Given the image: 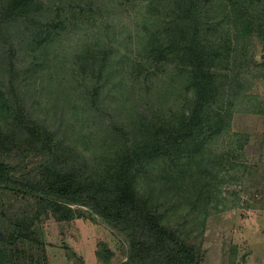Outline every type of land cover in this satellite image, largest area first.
I'll return each mask as SVG.
<instances>
[{
    "label": "trees",
    "instance_id": "trees-1",
    "mask_svg": "<svg viewBox=\"0 0 264 264\" xmlns=\"http://www.w3.org/2000/svg\"><path fill=\"white\" fill-rule=\"evenodd\" d=\"M260 50L264 0H0V264H49L38 222L87 212L128 241L120 264H202L224 186L257 174L233 124L264 82ZM61 55L58 98L91 118L58 134L23 84Z\"/></svg>",
    "mask_w": 264,
    "mask_h": 264
},
{
    "label": "rangeland",
    "instance_id": "rangeland-1",
    "mask_svg": "<svg viewBox=\"0 0 264 264\" xmlns=\"http://www.w3.org/2000/svg\"><path fill=\"white\" fill-rule=\"evenodd\" d=\"M74 37L68 35L65 41H70V46H74L77 42ZM256 52L255 61L264 62V52ZM72 60L61 55L59 60L46 66L47 71H52L51 78L34 82L35 76H31L30 84H23L26 109L32 116H40L42 121L45 118L44 123L58 134L71 130L68 125L80 126L76 119L91 118L83 112L85 104L79 100L80 96L75 99L76 104L70 100V105H66L55 90L57 81L54 82V78L70 75ZM261 80L253 85L251 91L257 99L240 106L233 124V133L249 140L245 149V163L253 166L257 174L254 178L249 175V181L243 179L240 183L224 186L220 197L223 202L208 218L202 264H264V177L260 174L264 169V82ZM109 107L113 115L101 109L94 111L97 116L92 120L100 121L103 115H117V109ZM254 108L256 112H253ZM225 145L220 144V148ZM242 172L243 169L238 166L235 174ZM38 224L41 225L49 264H106L97 256V250L103 247L100 246L102 242L114 252L110 264H120L127 259L129 243L126 238L90 212L86 217L69 222H58L53 217H47ZM72 254L76 257L69 256Z\"/></svg>",
    "mask_w": 264,
    "mask_h": 264
}]
</instances>
